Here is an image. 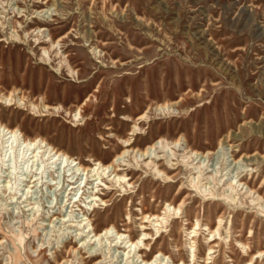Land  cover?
<instances>
[{"label": "rangeland", "instance_id": "1", "mask_svg": "<svg viewBox=\"0 0 264 264\" xmlns=\"http://www.w3.org/2000/svg\"><path fill=\"white\" fill-rule=\"evenodd\" d=\"M0 122L19 129L0 150V264H205L209 247V264H248L264 250V0H0ZM23 134L91 166L128 150L124 179L16 163ZM154 160L178 162L180 181ZM106 227L133 241L147 227L140 257L81 247Z\"/></svg>", "mask_w": 264, "mask_h": 264}, {"label": "bare ground", "instance_id": "2", "mask_svg": "<svg viewBox=\"0 0 264 264\" xmlns=\"http://www.w3.org/2000/svg\"><path fill=\"white\" fill-rule=\"evenodd\" d=\"M54 45V42L52 43V46ZM43 51H47V50H43ZM49 52V51H48ZM73 74V73H72ZM143 116H141L140 118H142ZM2 130V131H1ZM4 131H6L4 134H3V132ZM18 131H19V129H16V128H9L8 126H6V125H3L1 122H0V140H1V147H0V150H3V148H5L3 145L5 144V143H7V142H5V136L6 135H10L11 137H16V135H17V133H18ZM2 133V134H1ZM21 134V133H20ZM5 137V138H4ZM10 137V138H11ZM19 138V137H18ZM227 138H228V136H227ZM226 138V139H227ZM11 139H13V138H11ZM21 139H23L22 141H23V143H24V145L26 146V152L24 153V152H21V153H23L22 155H21V157H16L17 159H16V163H18L19 162V159H21L20 161L21 162H24V163H29L30 161H32V162H35V161H38V159L40 158L41 160H42V163L43 164H45L46 165V163L48 162V161H52V163L51 164H57V162H59V160L61 159V158H63V159H66V163H67V167H69L70 168V170L71 169H73V168H75L76 167V169L77 170H79V171H81L83 174H84V176H86V179L90 182L91 180H89L88 178L90 177V175L91 174H93L95 171H96V174H98L100 177L101 176H104L105 175V172H106V170L107 169H111V174H114V177H116L117 178V180L119 181L120 179H124V176L122 175H120V174H118V171H119V165L116 163V158H120V156L121 155H124L128 150H125V151H123L122 152V154L121 155H117L116 156V158H114L113 159V161H111L109 164H104L103 162H99V161H96V162H94V166L92 165H89V164H87V163H85V162H83V161H81V160H79V161H77V159H73L72 157H69L68 155H67V153L65 154L64 152H62L61 150H59V148L57 149V148H55V147H52V146H50L49 144H47L46 143V141L44 140V139H42V138H40L39 139V137H35V138H30V137H28V136H25L24 134H23V138H21ZM8 140V139H7ZM47 140V139H46ZM12 141V140H11ZM130 141H131V139L129 138V139H127V140H125V143H126V147H131L132 146V144L130 143ZM176 141V140H175ZM159 142V141H158ZM221 142V141H220ZM10 143V142H9ZM161 143V142H160ZM176 143H178V141H176L175 143H172V145L173 144H176ZM13 144V143H12ZM11 144V145H12ZM15 144H16V142H15ZM167 144V143H166ZM223 144V143H222ZM6 145V144H5ZM17 145H18V142H17ZM23 145V146H24ZM53 145V144H52ZM124 145V144H123ZM156 144H151V145H149V146H147V147H145L143 150H138L139 152H141V155L142 156H146V155H148L149 154V152L151 151V150H153V148H154V146H155ZM169 145V144H168ZM10 146V145H9ZM170 146V145H169ZM168 146V147H169ZM48 147V148H47ZM13 149H14V147H12ZM19 148V147H18ZM11 149V148H10ZM20 149H22V148H20ZM41 149H45L44 150V152H43V154L40 156L39 155V153H41V151H39V150H41ZM48 149H50L49 150V156H48V159H47V161H45V156H47L46 155V153H47V150ZM133 149V148H132ZM6 150V149H5ZM4 150V151H5ZM12 150V149H11ZM15 150V149H14ZM20 151V150H19ZM22 151V150H21ZM186 151V150H185ZM6 152V151H5ZM27 152H29L30 154H29V156L27 157ZM173 152V151H172ZM190 152H192V154H194V155H196L197 157L198 156H204L203 155V153H200L199 151H197V150H190ZM4 153V152H3ZM162 153V152H161ZM177 153V152H176ZM20 154V153H19ZM175 154V153H174ZM190 154V153H189ZM211 153H210V150H207V152H206V157L208 156V155H210ZM164 155V154H163ZM173 155V154H172ZM191 155V154H190ZM10 156V155H9ZM204 156V157H205ZM164 157V156H163ZM1 158V157H0ZM147 158H149V157H147ZM166 158V157H165ZM5 159V158H4ZM154 159H156V158H154ZM41 160H40V163H41ZM159 160H161V159H159ZM164 160V159H163ZM94 161V160H93ZM4 163V162H3ZM29 164H31V163H29ZM28 164V166H30ZM43 164L42 165H40V166H42L43 167ZM48 164H50V163H48ZM65 164V163H64ZM153 164V168L155 169L154 171L157 173L156 175H162L163 176V178L164 179H166L167 181H169V182H171L172 183V185H176L179 181H180V179H179V173H177V174H174V175H170L171 173H173L175 170H177L178 168H179V166H177L178 165V162H176V163H171V162H167V164L165 165L164 164V168H163V165H160V164H158V162L156 163V161L154 160V161H151V163H149L148 164V166H150V165H152ZM190 164H191V162H190ZM16 165H18V164H16ZM37 166V165H36ZM50 166V165H49ZM186 166L188 167V165L186 164ZM54 167V166H53ZM57 167H58V165H57ZM60 167V166H59ZM64 167V166H63ZM191 167V166H190ZM40 168V167H39ZM47 168V167H46ZM59 169V168H58ZM196 169V168H195ZM200 169V168H199ZM23 170V169H22ZM38 170V169H37ZM40 170V169H39ZM38 170V171H39ZM48 170H49V168H48ZM55 170V169H54ZM53 170V171H54ZM61 170V169H60ZM59 170V171H60ZM66 170V169H65ZM190 170V169H189ZM27 171H28V169H27ZM32 171V170H31ZM31 171H30V173H31ZM51 171V170H50ZM72 171V170H71ZM100 171V172H99ZM200 171V173L201 172H203L202 171V169H200L199 170ZM57 172V171H56ZM55 172V173H56ZM80 172V173H81ZM48 173V172H47ZM66 173V172H65ZM73 173V172H72ZM76 173V172H75ZM199 173V172H198ZM41 174V171H39L38 173H36V174H34L31 178H33L34 176H37V175H40ZM57 174V173H56ZM60 174V173H59ZM67 174V173H66ZM70 174H71V172H70ZM82 174V175H83ZM202 174V173H201ZM25 175V174H24ZM28 175V174H27ZM81 175V174H80ZM30 176V175H29ZM51 176V175H50ZM93 176H95V174L93 175ZM98 176V177H99ZM58 176H56V178H57ZM61 177V176H60ZM73 178L75 177V176H72ZM80 177V176H79ZM27 178H28V176H27ZM30 178V179H31ZM35 178V177H34ZM37 178H39V177H37ZM29 179V180H30ZM37 179H35L34 181H30V182H35ZM24 181H26V180H24ZM101 181H103V179H101ZM230 181V180H229ZM28 182V181H27ZM37 183V182H36ZM35 183V184H36ZM77 183L78 182H72L71 183V190L72 189H75V187H76V185H77ZM127 183H130L129 181H127ZM7 184V183H6ZM38 184V183H37ZM243 183H241V184H239V185H242ZM30 185H32V184H30ZM87 185H88V182H87ZM229 185V187L231 188V189H234V188H236L234 185H235V183L233 184V181H232V183H230V184H228ZM245 185V184H244ZM4 187L6 188V190L8 189V187H9V185L7 184V185H4ZM245 187V186H244ZM78 189V188H77ZM185 191V189L184 188H182V189H180V191H179V193H183ZM84 194V193H83ZM97 195L96 194H93V196L92 197H96ZM81 197V196H80ZM81 199V198H80ZM93 200H95V202H97V199H93ZM93 200H91V202L93 201ZM100 202H104V203H106L107 201H105L102 197L101 198H99L98 199ZM78 202V201H77ZM167 208H171V203H168L167 204ZM173 210H180V208H176V209H174L173 208ZM88 218H86V219H83V220H87ZM142 220H144V222H150V223H152L153 221H154V224H156L158 221H160V223H161V221H163L164 220V218L163 217H161V215H157V214H146V215H144V216H142V218H141ZM85 227H87V225L85 226ZM85 227L83 228V229H85ZM112 229H115V227H111V228H108V227H106V228H104L101 232H98V233H95V231H94V229H92L91 231L89 230L88 231V234L85 236L86 238L83 240V243L81 244V247L84 245V243H86V242H88V244L90 243V242H96V241H98V242H103V241H109L110 243V247H112V248H116V249H122L123 251H122V255L120 254V256L121 257H123V256H126V258L127 257H129V255L133 252L134 253V255L135 256H137V257H140V256H138V254H139V252H140V250L141 249H143V247L144 246H146L147 244L146 243H144V241L145 240H148L149 239V236H150V234L149 233H147V232H144L145 230H147V227H144V230H143V233H142V235H143V237H141L140 239H138L137 241H133L131 238H130V236H127L126 234H120L118 231H116V234L115 235H112L111 233V231H112ZM159 229H157V231H158ZM83 231V230H82ZM210 234H214V232L213 231H211L210 232ZM88 240V241H87ZM212 250H213V247H209V253L207 254V257H206V259H205V261H206V263L205 264H209L207 261L210 259V256L212 255ZM126 251V252H125ZM92 256H94V255H92ZM92 256H90V257H92ZM95 256H97V254L95 255ZM162 256H164L162 253H160V252H158L155 256H154V258H153V260H151V261H144L143 259H141V262L143 263V264H153L154 262H156L160 257H162ZM259 257H264V250H259L254 256H252V258H251V260L248 262V264H253V259L254 258H259ZM90 261H92V260H90ZM89 263V262H88ZM88 263H85V264H88ZM93 264H101V261H99V260H96V261H94L93 262ZM161 264V263H160ZM172 264H186L185 262H183V261H180L179 263H172Z\"/></svg>", "mask_w": 264, "mask_h": 264}]
</instances>
